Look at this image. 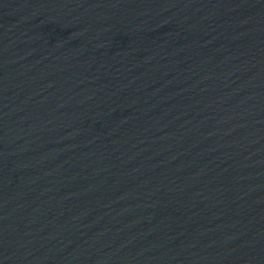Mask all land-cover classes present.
Instances as JSON below:
<instances>
[{
  "label": "water",
  "instance_id": "obj_1",
  "mask_svg": "<svg viewBox=\"0 0 264 264\" xmlns=\"http://www.w3.org/2000/svg\"><path fill=\"white\" fill-rule=\"evenodd\" d=\"M252 1L260 2V3H264V0H252Z\"/></svg>",
  "mask_w": 264,
  "mask_h": 264
}]
</instances>
